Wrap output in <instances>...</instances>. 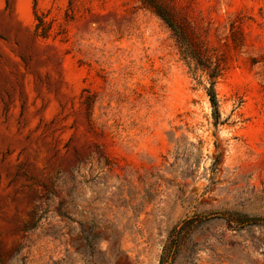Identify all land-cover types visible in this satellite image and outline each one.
Instances as JSON below:
<instances>
[{
    "label": "rangeland",
    "instance_id": "obj_1",
    "mask_svg": "<svg viewBox=\"0 0 264 264\" xmlns=\"http://www.w3.org/2000/svg\"><path fill=\"white\" fill-rule=\"evenodd\" d=\"M166 247L264 264V0H0V264Z\"/></svg>",
    "mask_w": 264,
    "mask_h": 264
},
{
    "label": "trees",
    "instance_id": "obj_2",
    "mask_svg": "<svg viewBox=\"0 0 264 264\" xmlns=\"http://www.w3.org/2000/svg\"><path fill=\"white\" fill-rule=\"evenodd\" d=\"M158 15H159V17H161L162 20L165 21V23L167 25H169V27L172 28V25L168 21V19L166 18V16H164L163 14H158ZM217 75L218 74L216 72L211 73L209 75V77H210V83H209V87L206 90V93H207V96H208V99H209V103H210L211 108H212L213 119L215 121H218V119H219L218 101H217V96H216L215 89H214L215 79H216ZM180 230L181 229L176 230V227H175V228H173L172 233L173 234L174 233L179 234ZM169 249L170 248H168V247H166V248L163 249V252H162V255H161V259H160L159 264H164V262H165V260H164L165 259V255H166V253L168 252ZM176 249H178V248H176Z\"/></svg>",
    "mask_w": 264,
    "mask_h": 264
}]
</instances>
